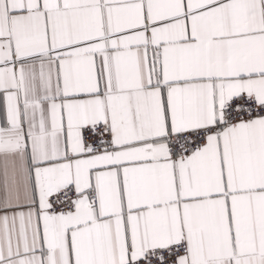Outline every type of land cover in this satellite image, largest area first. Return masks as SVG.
<instances>
[{"label":"snow or ice","instance_id":"1","mask_svg":"<svg viewBox=\"0 0 264 264\" xmlns=\"http://www.w3.org/2000/svg\"><path fill=\"white\" fill-rule=\"evenodd\" d=\"M0 264H264V0H0Z\"/></svg>","mask_w":264,"mask_h":264}]
</instances>
